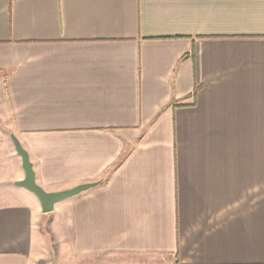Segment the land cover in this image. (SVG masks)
<instances>
[{
  "label": "crops",
  "instance_id": "1",
  "mask_svg": "<svg viewBox=\"0 0 264 264\" xmlns=\"http://www.w3.org/2000/svg\"><path fill=\"white\" fill-rule=\"evenodd\" d=\"M58 253L264 264V0H0V264Z\"/></svg>",
  "mask_w": 264,
  "mask_h": 264
},
{
  "label": "water",
  "instance_id": "2",
  "mask_svg": "<svg viewBox=\"0 0 264 264\" xmlns=\"http://www.w3.org/2000/svg\"><path fill=\"white\" fill-rule=\"evenodd\" d=\"M12 140L17 154L21 157L22 167L25 173L21 180L16 181V184L28 189L37 196L40 202L41 210L43 212H51L54 209L56 203L97 185V182H86L77 184L71 188L56 191H48L44 189L36 181V173L33 162L30 159L29 152L23 147L15 135H12Z\"/></svg>",
  "mask_w": 264,
  "mask_h": 264
},
{
  "label": "rangeland",
  "instance_id": "3",
  "mask_svg": "<svg viewBox=\"0 0 264 264\" xmlns=\"http://www.w3.org/2000/svg\"><path fill=\"white\" fill-rule=\"evenodd\" d=\"M5 159V158H4ZM6 160V159H5ZM8 162V161H6ZM47 231H49V228L47 226ZM51 232V231H49ZM52 234V233H50ZM58 232H54V238L52 236V242L49 243V249L55 254V252H58L59 243L57 242ZM63 256V255H62ZM60 253L57 254V259L55 261V264L61 263ZM64 257V256H63ZM65 257L66 262L69 261L68 255L66 254ZM124 262L133 261V264H160L162 263L163 259L159 258L158 256H136V257H126V256H120Z\"/></svg>",
  "mask_w": 264,
  "mask_h": 264
},
{
  "label": "trees",
  "instance_id": "4",
  "mask_svg": "<svg viewBox=\"0 0 264 264\" xmlns=\"http://www.w3.org/2000/svg\"><path fill=\"white\" fill-rule=\"evenodd\" d=\"M200 87L195 86L193 92H191V94L189 95V97H193V101H192L193 104H195L196 95H197V92L200 90Z\"/></svg>",
  "mask_w": 264,
  "mask_h": 264
}]
</instances>
